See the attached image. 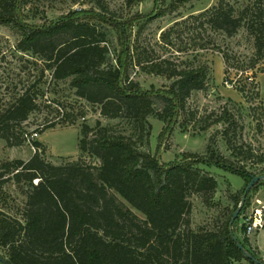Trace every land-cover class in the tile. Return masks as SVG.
<instances>
[{
  "label": "trees",
  "instance_id": "1",
  "mask_svg": "<svg viewBox=\"0 0 264 264\" xmlns=\"http://www.w3.org/2000/svg\"><path fill=\"white\" fill-rule=\"evenodd\" d=\"M29 3L0 0V24H15L22 31L18 50L43 60L44 71L51 70L54 80L70 79L78 96L100 105L102 116L122 120L125 129L119 131L100 121L95 128L84 125L79 149L100 159V166L83 160L57 165L38 152L28 161L3 164L0 178L13 174L16 181L26 180L30 186L24 223L0 213V246L6 249L9 264H234L242 259L255 264L231 235L234 210L212 231H194L190 218V196H213L218 188V180L203 166L230 169L250 181L252 174L246 167H237L226 158L214 137L205 157L185 153L171 163L162 162L145 148L153 130L151 116L165 123L168 134L185 125L181 119L187 113L188 100L193 92L206 88L208 66L181 68L133 49L131 37L126 35L128 28L143 29L153 17L143 23L135 17L118 22L100 0L96 8L74 9L37 25L28 22L24 7ZM263 5L264 0H256L237 13L233 4L221 2L208 12L209 22L228 36L246 27L254 37L256 57L262 58ZM112 28L124 35L116 48L111 47ZM136 67L172 82L167 88L153 85L144 89L132 75ZM43 77L44 73L39 80L17 85L13 98L0 107V138L9 146L31 140L25 122L39 106ZM240 90L244 92V88ZM235 121L228 111L216 120L227 124L222 134L230 148ZM34 145L40 147L42 142ZM235 154H242L241 149ZM35 179H39L37 183Z\"/></svg>",
  "mask_w": 264,
  "mask_h": 264
},
{
  "label": "rangeland",
  "instance_id": "2",
  "mask_svg": "<svg viewBox=\"0 0 264 264\" xmlns=\"http://www.w3.org/2000/svg\"><path fill=\"white\" fill-rule=\"evenodd\" d=\"M99 1L30 0L24 11L29 12V23L39 25L55 21L74 9L96 8ZM104 1L110 15L118 22L135 17L143 23V19L153 17L143 29L136 25L128 28L126 35H130L133 49L154 60L166 59L181 68L208 66L206 88L193 92L188 100L187 113L181 119L185 125L176 127L173 134H168L165 123L151 116L153 130L149 147L145 148L162 162L171 163L181 160L185 153L205 157L208 144L214 137L219 151L236 162L237 167L245 166L252 175H264V56L256 57L255 40L246 27L228 36L211 26V13H208L221 2L233 4L239 13L256 0ZM112 35L114 45L111 47L116 48L124 35L119 28L113 29ZM21 38L22 31L17 25L0 24V107L13 98L17 85L21 87L29 81L39 80L43 73L44 77L39 85V106L25 122V130L30 133L31 140L20 146H9L0 138V173L4 171L2 166L5 162L15 159L28 161L36 152L57 165L83 160L88 165L100 166V159L79 149L84 125L95 128L100 121L105 126L111 125L122 131L125 124L120 119L102 116L100 105L78 96L70 79L54 80L51 70L44 71L45 62L39 57L20 52L17 45ZM132 75L144 89L153 85L167 88L172 82L166 76L151 74L139 67ZM241 87L244 92L240 90ZM225 111L236 119L231 131L232 148L222 134L227 124L216 122ZM51 125L55 127L47 128ZM35 131L39 134H33ZM35 141H41L42 145L35 146ZM240 149L242 154H235ZM203 167L219 184L213 196L204 193L190 196L193 205L191 227L196 232L218 229L237 209L251 181L217 165ZM6 177L0 178V181H5L0 186V213L24 223L29 183L26 180L16 181L13 174ZM38 180L35 179L34 183ZM116 195L141 219H145L142 212L121 195ZM249 217L254 226L252 232H248L247 228ZM233 225L237 238L264 263V180L249 191ZM0 257L7 259V251L2 246ZM0 264H3L1 260ZM234 264L254 263L242 259Z\"/></svg>",
  "mask_w": 264,
  "mask_h": 264
},
{
  "label": "water",
  "instance_id": "3",
  "mask_svg": "<svg viewBox=\"0 0 264 264\" xmlns=\"http://www.w3.org/2000/svg\"><path fill=\"white\" fill-rule=\"evenodd\" d=\"M263 180H264V175H252L251 181L249 182V184L246 187V190H245V193H244V195L242 197L241 203L239 204L237 209L234 211L233 217H232V219L230 221L231 235H232L233 239L237 242L238 247L244 252V254L246 255L247 258L255 261L257 264H264V263L262 261H260L252 252H250L247 249V247L241 241H239V239L237 238V236L234 233L233 224L236 221V219L238 218V216L240 215V213H241V211H242V209H243V207L245 205V202H246V199H247L249 191L252 189V187L256 183H258L260 181H263ZM0 260L2 261L3 264H9L7 259H5L3 257H0Z\"/></svg>",
  "mask_w": 264,
  "mask_h": 264
},
{
  "label": "built area",
  "instance_id": "4",
  "mask_svg": "<svg viewBox=\"0 0 264 264\" xmlns=\"http://www.w3.org/2000/svg\"><path fill=\"white\" fill-rule=\"evenodd\" d=\"M34 134L38 135V133H34ZM247 228H248V232H252L254 230V226L251 222V217L247 219Z\"/></svg>",
  "mask_w": 264,
  "mask_h": 264
},
{
  "label": "crops",
  "instance_id": "5",
  "mask_svg": "<svg viewBox=\"0 0 264 264\" xmlns=\"http://www.w3.org/2000/svg\"><path fill=\"white\" fill-rule=\"evenodd\" d=\"M42 134V133H41Z\"/></svg>",
  "mask_w": 264,
  "mask_h": 264
}]
</instances>
